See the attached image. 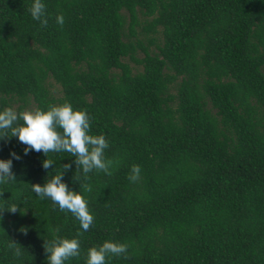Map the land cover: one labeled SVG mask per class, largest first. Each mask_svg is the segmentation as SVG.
Listing matches in <instances>:
<instances>
[{
	"label": "trees",
	"instance_id": "trees-1",
	"mask_svg": "<svg viewBox=\"0 0 264 264\" xmlns=\"http://www.w3.org/2000/svg\"><path fill=\"white\" fill-rule=\"evenodd\" d=\"M43 3L46 26L32 0H0V110H86L111 175L0 140L15 177L0 184V264H47L54 238L80 241L65 264L108 240L127 252L106 264H264V0ZM63 170L94 216L86 232L31 191Z\"/></svg>",
	"mask_w": 264,
	"mask_h": 264
},
{
	"label": "clouds",
	"instance_id": "clouds-1",
	"mask_svg": "<svg viewBox=\"0 0 264 264\" xmlns=\"http://www.w3.org/2000/svg\"><path fill=\"white\" fill-rule=\"evenodd\" d=\"M46 5L43 0H32L28 9L33 20L46 26ZM55 22L63 25L62 14L56 16ZM23 121L22 124L17 123ZM91 118L86 110H75L70 102L65 101L61 105H49L47 110L21 111L17 113L12 108L0 110V140L5 137L18 138L26 145L24 154L30 151H42L46 156L49 152H67L74 157V163L83 175L88 179V174L94 170L111 175L112 161L104 158L105 149L109 147L103 134L91 135ZM10 133V135H9ZM14 159L20 157L12 153ZM53 161L48 157L42 162L44 169H49ZM71 168L70 164L63 166L64 170ZM12 160L0 159V184L15 180L11 171ZM63 172L51 176L43 185H31V191L41 200L49 199L60 211H67L79 221L80 229L87 231L94 222V216L88 208V203L80 191L70 190L63 182ZM141 168L132 165L128 179L136 182L140 177ZM80 187L90 191V186L82 184ZM11 212L17 210L16 205L9 206ZM22 230V229H21ZM79 236L80 233L78 232ZM14 242L9 247L14 248L15 255H20V250L15 248ZM47 264H65L70 258L80 256V241L78 238H54L50 242L45 241ZM127 252V245L111 240L103 242L100 246H93L87 250L85 264H106L108 257L120 256Z\"/></svg>",
	"mask_w": 264,
	"mask_h": 264
},
{
	"label": "bare ground",
	"instance_id": "bare-ground-1",
	"mask_svg": "<svg viewBox=\"0 0 264 264\" xmlns=\"http://www.w3.org/2000/svg\"><path fill=\"white\" fill-rule=\"evenodd\" d=\"M264 80V79H263Z\"/></svg>",
	"mask_w": 264,
	"mask_h": 264
}]
</instances>
